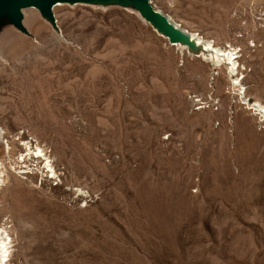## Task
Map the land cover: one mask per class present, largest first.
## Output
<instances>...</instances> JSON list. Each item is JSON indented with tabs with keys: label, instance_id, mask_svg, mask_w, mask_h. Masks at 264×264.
Returning a JSON list of instances; mask_svg holds the SVG:
<instances>
[{
	"label": "rangeland",
	"instance_id": "1",
	"mask_svg": "<svg viewBox=\"0 0 264 264\" xmlns=\"http://www.w3.org/2000/svg\"><path fill=\"white\" fill-rule=\"evenodd\" d=\"M151 1L237 71L118 5L55 7L62 37L41 18L30 35L7 26L10 263L264 264V116L248 105H264V0Z\"/></svg>",
	"mask_w": 264,
	"mask_h": 264
},
{
	"label": "bare ground",
	"instance_id": "2",
	"mask_svg": "<svg viewBox=\"0 0 264 264\" xmlns=\"http://www.w3.org/2000/svg\"><path fill=\"white\" fill-rule=\"evenodd\" d=\"M151 3H152V1H151ZM63 4H68V3L58 1L53 5L52 13H53L54 19H56L55 7L63 5ZM154 7L157 10H159L160 12H162L155 5H154ZM129 9L132 10V8H129ZM132 11H134L141 18V20H143L146 24L150 25V23L146 22L139 15V13L137 11H135V10H132ZM22 13H23L22 23L26 27V29H28V31H30V27H29L30 24L32 22L35 23V21L38 18H41L42 20H44V22L48 23L53 28L51 22L49 20H47L36 7H26L22 10ZM162 13L168 18V20L174 26L181 29L183 32L187 33L190 40L193 42V44H195V46H201L200 53L198 56L202 57L203 59H205L207 61H211L214 65L219 64L221 62L226 64L231 73L237 71V61L235 60V58H236L235 54L236 53H234L230 49L228 50L226 48L216 46L212 40L205 39L204 37L200 36L199 34L191 32V31L183 28L180 24L175 22L169 15H167L164 12H162ZM56 24H57V29L53 28V30L55 31L56 34H58L59 36L62 37V32L60 29L61 27H59L57 19H56ZM7 26H9V23L6 20L0 24V42L2 41L3 38L5 39V37L7 35V30H8ZM20 33H22V32H20ZM22 34H24V33H22ZM24 38H26V36H24ZM173 45L180 47L181 50H185L186 52L190 49V46L187 43H184L182 41L177 42L175 44L173 43ZM0 56L1 57L3 56V55H1V52H0ZM235 83H237V84L241 83L240 80H238V77L235 78ZM248 105L249 106L252 105L258 111V114H261L262 116H264V105H262L259 101H253V102L248 101ZM2 140H4V130L0 127V141H2ZM36 148H37L36 153L34 150L35 157L42 156V158L45 161V166L48 168L49 171H51V172H53V174H55L54 168L51 164V160L49 159V156L46 154V152H44V150L41 147L37 146ZM1 173L2 172L0 171V184L3 181ZM11 250H12V237L10 236V234L8 233L6 228L0 227V264H12L9 261V258L11 256Z\"/></svg>",
	"mask_w": 264,
	"mask_h": 264
},
{
	"label": "water",
	"instance_id": "3",
	"mask_svg": "<svg viewBox=\"0 0 264 264\" xmlns=\"http://www.w3.org/2000/svg\"><path fill=\"white\" fill-rule=\"evenodd\" d=\"M67 2L68 4L90 3L94 5H118L132 8L156 30L157 33L166 37L170 43L184 42L190 46L189 51L194 54L200 53L201 46H195L187 33L174 26L168 18L151 3V0H0V24L8 21L9 25L16 30L30 35V31L22 23V10L26 7H36L40 13L51 22L57 29L56 19L52 13V7L56 2Z\"/></svg>",
	"mask_w": 264,
	"mask_h": 264
},
{
	"label": "built area",
	"instance_id": "4",
	"mask_svg": "<svg viewBox=\"0 0 264 264\" xmlns=\"http://www.w3.org/2000/svg\"><path fill=\"white\" fill-rule=\"evenodd\" d=\"M53 178V177H52Z\"/></svg>",
	"mask_w": 264,
	"mask_h": 264
}]
</instances>
